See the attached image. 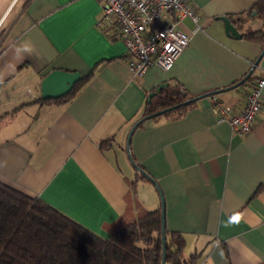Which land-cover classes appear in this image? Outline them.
<instances>
[{"label":"crops","instance_id":"obj_1","mask_svg":"<svg viewBox=\"0 0 264 264\" xmlns=\"http://www.w3.org/2000/svg\"><path fill=\"white\" fill-rule=\"evenodd\" d=\"M193 1L200 27L180 24L189 45L170 68L136 78L114 26L96 25L101 0H0V181L102 237L161 209L163 196L184 258L264 264V86L255 127L242 136L217 122L210 96L180 117L144 118L160 84L216 92L239 111L249 84L232 86L249 73L264 78L262 41L242 37L263 27L248 16L259 0ZM222 15L246 19L241 37L227 34ZM54 69L88 80L69 99L44 100L41 83Z\"/></svg>","mask_w":264,"mask_h":264},{"label":"trees","instance_id":"obj_2","mask_svg":"<svg viewBox=\"0 0 264 264\" xmlns=\"http://www.w3.org/2000/svg\"><path fill=\"white\" fill-rule=\"evenodd\" d=\"M254 9L263 27L248 29L242 37L260 40L264 45V0H259ZM252 14L253 10L248 16ZM231 21L241 29L246 19ZM252 79L250 74L240 85ZM87 80L78 81L59 99L75 95ZM212 95L217 94L195 96L178 82L169 83L149 100L144 118L176 105L162 115L180 117L198 99ZM166 238V263L197 264L198 254L183 257L186 242L181 233L166 229ZM162 254L161 209L141 211L135 219L102 237L51 205L0 181V264H161Z\"/></svg>","mask_w":264,"mask_h":264},{"label":"built area","instance_id":"obj_3","mask_svg":"<svg viewBox=\"0 0 264 264\" xmlns=\"http://www.w3.org/2000/svg\"><path fill=\"white\" fill-rule=\"evenodd\" d=\"M101 3L96 25L114 26L125 45L126 65L136 78L143 77L152 65L163 70L173 65L190 42L189 33L180 26L185 18L194 22L195 29L200 27L193 0H101ZM166 13L171 14L170 20L156 27ZM248 84L245 105L239 111L217 95L210 96L217 122L228 123L241 136L253 131L263 104L264 78H253Z\"/></svg>","mask_w":264,"mask_h":264},{"label":"water","instance_id":"obj_4","mask_svg":"<svg viewBox=\"0 0 264 264\" xmlns=\"http://www.w3.org/2000/svg\"><path fill=\"white\" fill-rule=\"evenodd\" d=\"M256 14V11L253 12V15ZM219 19L223 20L225 23V29L229 36L233 37H241V34L239 33L237 27L234 25V23L231 21L229 16L222 15L218 17ZM264 51V49H263ZM261 56V55H260ZM260 56L257 58L255 65L259 63ZM250 76V73L244 77L239 83L233 85L232 87L240 85L242 82H244L248 77ZM83 78V75L79 71H69V70H63V69H54L51 72H49L41 83V97L42 99H53V98H59L67 93H69L74 85L80 81ZM167 83L160 84L155 91H152L149 94V100L154 96L156 91L161 90L164 86H166ZM220 91V90H219ZM217 91V93L219 92ZM191 101V100H190ZM188 101V102H190ZM176 106H171L169 108H165L163 110H160L150 116L148 118L162 115L166 113L168 110L173 109ZM137 165V164H136ZM162 243H163V254H162V260L161 264H166V245H167V238H166V226H165V207H164V199L162 196Z\"/></svg>","mask_w":264,"mask_h":264},{"label":"rangeland","instance_id":"obj_5","mask_svg":"<svg viewBox=\"0 0 264 264\" xmlns=\"http://www.w3.org/2000/svg\"><path fill=\"white\" fill-rule=\"evenodd\" d=\"M184 256L186 257V252L184 253ZM168 264H170V263H168Z\"/></svg>","mask_w":264,"mask_h":264}]
</instances>
